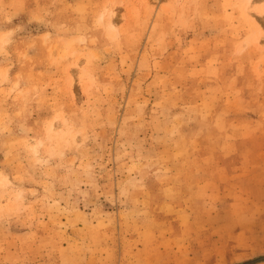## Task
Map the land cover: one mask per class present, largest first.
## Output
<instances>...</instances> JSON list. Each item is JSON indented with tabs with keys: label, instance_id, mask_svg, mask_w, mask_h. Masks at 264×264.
I'll return each instance as SVG.
<instances>
[{
	"label": "rangeland",
	"instance_id": "1",
	"mask_svg": "<svg viewBox=\"0 0 264 264\" xmlns=\"http://www.w3.org/2000/svg\"><path fill=\"white\" fill-rule=\"evenodd\" d=\"M264 0H0V264H264Z\"/></svg>",
	"mask_w": 264,
	"mask_h": 264
},
{
	"label": "water",
	"instance_id": "2",
	"mask_svg": "<svg viewBox=\"0 0 264 264\" xmlns=\"http://www.w3.org/2000/svg\"><path fill=\"white\" fill-rule=\"evenodd\" d=\"M261 260H264V257H263V258H261Z\"/></svg>",
	"mask_w": 264,
	"mask_h": 264
}]
</instances>
